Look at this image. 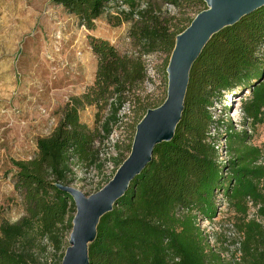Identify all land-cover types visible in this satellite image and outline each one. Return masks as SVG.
Segmentation results:
<instances>
[{
    "label": "trees",
    "instance_id": "trees-1",
    "mask_svg": "<svg viewBox=\"0 0 264 264\" xmlns=\"http://www.w3.org/2000/svg\"><path fill=\"white\" fill-rule=\"evenodd\" d=\"M53 1L87 29L94 28L101 16L112 25L129 24L127 36L135 50L131 55L121 53L108 40L88 36L97 59L94 81L68 98L54 128L37 138L33 157L12 161L13 187L24 213L14 222L0 224V264L61 263L75 205L57 185L83 182L78 172L102 175L107 163L114 172L92 193L112 178L130 153L137 123L166 97L155 105L143 103L144 56L156 52L169 56L176 35L195 17L181 26L168 7L189 8L196 14L204 9L202 0ZM163 64L167 67L168 58ZM244 90V120L264 121V6L222 28L206 43L191 67L173 138L155 146L152 160L112 210L101 216L88 247L89 264H264L262 151L249 143L246 130H237L232 120L216 118L211 111L222 104L224 95ZM87 106L96 108L91 126L80 119ZM125 107L136 108L125 121L129 143L122 147L115 143V155H104L105 142L127 117L120 113ZM220 144L228 154L225 160L219 158ZM217 194L242 217L236 224L238 247L230 259L214 250L198 223L199 218L212 220L216 215ZM249 202L261 220L246 218Z\"/></svg>",
    "mask_w": 264,
    "mask_h": 264
},
{
    "label": "rangeland",
    "instance_id": "rangeland-1",
    "mask_svg": "<svg viewBox=\"0 0 264 264\" xmlns=\"http://www.w3.org/2000/svg\"><path fill=\"white\" fill-rule=\"evenodd\" d=\"M202 7L207 8L205 2ZM168 9L181 26L196 14V10L189 8ZM128 26L127 23L112 25L101 16L94 28L87 29L53 0H0V224L14 222L24 213L21 198L13 187L12 161L33 157L37 138L54 128L68 98L79 95L94 81L97 59L88 36L106 39L119 52L131 55L135 48L127 36ZM169 57L161 52L144 56L147 79L141 94L143 103L155 105L166 96L167 72L163 63ZM246 94L244 90L224 95L222 104H215L211 111L216 118L232 120L237 130H246L249 143L261 149L264 160V121L253 124L244 120L241 104ZM135 109L121 110L127 117L105 142L104 155H115V143L119 146L129 143L130 131L126 130L125 121L130 120ZM95 112L94 106H87L80 111V119L91 126ZM220 145L219 158L225 160L228 154L223 144ZM114 169L107 163L102 175L92 170L78 172V177L85 180H78L74 187L91 194ZM216 202L217 212L212 220L202 217L198 223L214 250L224 259H230L238 247L240 235L236 224L242 217L220 194ZM256 209L249 202L246 218L259 220ZM51 253L49 249L46 256L51 257Z\"/></svg>",
    "mask_w": 264,
    "mask_h": 264
},
{
    "label": "water",
    "instance_id": "water-1",
    "mask_svg": "<svg viewBox=\"0 0 264 264\" xmlns=\"http://www.w3.org/2000/svg\"><path fill=\"white\" fill-rule=\"evenodd\" d=\"M202 1L207 8L198 12L190 24L176 35L166 67L164 101L155 108H149L137 123L130 153L112 178L89 195L74 186L57 185L71 195L75 205L68 246L60 264H89L88 247L96 237L101 216L112 210L132 179L152 160L155 146L173 138L184 109L191 67L206 43L222 28L264 6V0Z\"/></svg>",
    "mask_w": 264,
    "mask_h": 264
}]
</instances>
